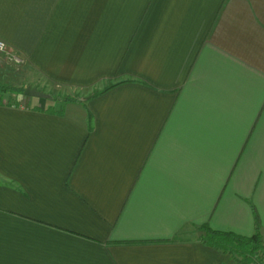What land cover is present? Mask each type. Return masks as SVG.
<instances>
[{
  "label": "crops",
  "instance_id": "0c3cea01",
  "mask_svg": "<svg viewBox=\"0 0 264 264\" xmlns=\"http://www.w3.org/2000/svg\"><path fill=\"white\" fill-rule=\"evenodd\" d=\"M0 38L24 83L75 91L13 103L0 55V264H241L204 225L264 243V0H0Z\"/></svg>",
  "mask_w": 264,
  "mask_h": 264
},
{
  "label": "trees",
  "instance_id": "16d2710c",
  "mask_svg": "<svg viewBox=\"0 0 264 264\" xmlns=\"http://www.w3.org/2000/svg\"><path fill=\"white\" fill-rule=\"evenodd\" d=\"M110 87L112 86H109L106 89ZM20 91L24 95L25 87H21ZM98 93L99 91L95 94ZM50 98L53 100H61L63 102L73 100V98L69 96L57 98L53 95ZM204 226L203 227L206 228V236L204 237V240L207 243L231 254L237 262H241V264H264V243L259 226H257L254 235L250 237L237 235L231 232L215 231L206 225ZM259 252H262L263 255L260 256L258 254Z\"/></svg>",
  "mask_w": 264,
  "mask_h": 264
},
{
  "label": "rangeland",
  "instance_id": "374dc122",
  "mask_svg": "<svg viewBox=\"0 0 264 264\" xmlns=\"http://www.w3.org/2000/svg\"><path fill=\"white\" fill-rule=\"evenodd\" d=\"M20 67H21V65H20ZM20 67H18V68L17 67H13V68L11 67V70L13 71V73H15L16 78L18 79V81H16V84H24L26 86L29 83L27 81H26V83H24V80H26V79L23 78V75L20 76V73L22 72V69ZM16 84L14 82H12V84H6L5 86L8 87V88H14V87H16ZM47 84L48 85L45 87V89L47 91H49V94L51 95V97L53 96L52 94H55V96L57 98L58 97H62L60 95V93H63L64 92L63 91V88H60V87H57V86H53V88H52V85H50V83H47ZM27 86H29V85H27ZM41 88L42 87H40V90H42ZM37 89H39V88H37ZM47 91H44V92L47 93ZM65 92H66V94L68 93L69 96L75 94V91H73V92H71V91H69V92L68 91H65ZM77 92L78 93H82V94H87L88 93V91H77ZM27 98H28V96L23 95V97L20 96L19 98L18 97H14V98L12 97L11 100H12L13 103H18V104H22L23 105L27 101ZM258 254L260 256L263 255L262 252H259Z\"/></svg>",
  "mask_w": 264,
  "mask_h": 264
},
{
  "label": "built area",
  "instance_id": "2783aa9c",
  "mask_svg": "<svg viewBox=\"0 0 264 264\" xmlns=\"http://www.w3.org/2000/svg\"><path fill=\"white\" fill-rule=\"evenodd\" d=\"M0 55H4L6 61L17 68L24 62V59L19 54L8 48V44L2 38H0Z\"/></svg>",
  "mask_w": 264,
  "mask_h": 264
},
{
  "label": "water",
  "instance_id": "95a60500",
  "mask_svg": "<svg viewBox=\"0 0 264 264\" xmlns=\"http://www.w3.org/2000/svg\"><path fill=\"white\" fill-rule=\"evenodd\" d=\"M24 95L28 97L50 98L51 95L36 87L27 86L24 91Z\"/></svg>",
  "mask_w": 264,
  "mask_h": 264
}]
</instances>
